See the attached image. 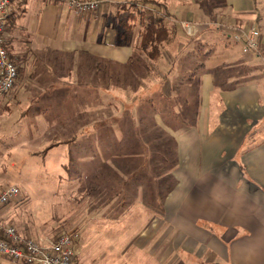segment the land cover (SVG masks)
<instances>
[{"label": "crops", "instance_id": "1", "mask_svg": "<svg viewBox=\"0 0 264 264\" xmlns=\"http://www.w3.org/2000/svg\"><path fill=\"white\" fill-rule=\"evenodd\" d=\"M99 1V10L89 15L74 14L60 0L12 1L6 47L20 74L15 88L0 97V113L23 99L48 100L37 113L45 118L38 126L39 132L45 129L42 141L48 148L53 143H86L82 134L87 129L80 117L90 115L94 135H89L84 148L97 147L101 132L99 140L105 147L110 142L119 149L112 160L92 162L94 177L103 173L110 183H120L123 203L130 207L127 213L158 215L149 226L134 227L139 233L134 242L121 234L116 237L124 239L126 249L132 245L147 251L146 259L153 258V264H264V0H169L176 33L182 22H193L200 24V34H216L199 49L200 61L184 58L188 46L183 44L178 49L181 56L163 54L158 76L152 79L156 91L147 99L141 97L150 90L145 84L139 86L141 92L138 88L121 92L126 105L141 103L132 111L122 110L121 118L126 113L128 120L98 128V113L112 119L113 110L98 112L99 88L88 83L94 92L83 97L81 78L87 74L96 80L97 64L105 70L128 66L139 42V27L129 12L133 0ZM178 5L184 7L183 20L173 16L172 8ZM220 24L258 29L259 54H243ZM178 59L185 62L184 69ZM191 62L194 67H189ZM66 67L75 74L71 81L62 73ZM111 76V71L105 74ZM99 92L111 97L104 105L115 100L111 88ZM91 94L95 103L80 106V101L91 100ZM32 95L36 98H28ZM144 103L148 108L143 109ZM86 108L93 112H83ZM23 113L26 121L27 112ZM49 133L57 135L50 141ZM107 187L105 212L115 207L110 199L114 187ZM126 249L120 253L124 264L146 262L138 254L130 258Z\"/></svg>", "mask_w": 264, "mask_h": 264}, {"label": "rangeland", "instance_id": "2", "mask_svg": "<svg viewBox=\"0 0 264 264\" xmlns=\"http://www.w3.org/2000/svg\"><path fill=\"white\" fill-rule=\"evenodd\" d=\"M157 1L160 3L169 2V0ZM104 5L107 6L109 3H104ZM172 9L175 11L173 16L176 19H185L183 6L178 5L176 9ZM129 12H131L130 9ZM184 23L194 24L198 26V28L200 27L198 23L182 22L180 33H176L175 38L162 48V58L159 62L163 60V54L166 52L172 53L174 56H181L178 49L180 50L182 44L184 48L188 46L184 54L182 53L184 58H187L188 61H200L199 49L205 46L207 38H212V35L216 33H198V38H192L187 36L183 28ZM210 25L211 29L214 30L216 28L215 23ZM219 26H223L228 31L231 27L236 29V25L230 26L228 24H220ZM237 28L244 27L238 26ZM199 29L201 30V28ZM181 36L186 38L184 39ZM220 38H224V36L222 37L220 35ZM216 42L218 41L214 43ZM177 61L180 60L178 59ZM180 62L182 64L179 65V68L184 69L185 62ZM191 65L194 67L195 63H189V67H191ZM186 67H188V64ZM71 70L70 68L69 71L66 67L62 72L65 78H70L66 80L71 81L74 79L73 77L75 74H73ZM110 71L112 72L111 78H105V74H108ZM82 73H84V71H82ZM96 74L98 77L94 81L89 75L87 76V74L86 78H81L83 79L82 84H80L82 96L85 97L84 95L86 92H94L93 89L88 90V83H91V87L99 89L111 88L114 94L113 96L115 97L111 105H104L108 103L111 97L104 92L100 93L99 89H97L96 97L98 98V95L100 96V98L97 99L100 103H96L97 111L113 110L114 114V117L110 119V117L104 118V115L99 117V114L102 113H98V128L108 127L110 124H118V122L123 119L128 120L129 117L126 113L124 117L121 118L122 110L126 109L132 111L134 108H137L136 104L141 103V101H138L133 105H126V101L122 100L119 96L121 92L127 90L128 93H132V91H137V88L139 89L141 84H145L150 90H146V92L143 91L144 94L142 93L143 96L141 97L147 99L145 96L155 92L157 88L152 84V79L158 76L157 63L150 61L146 56L139 55V53H136L131 59L130 64L124 68L113 66L112 70L108 68L105 70L102 64H97ZM177 75H180V71ZM79 76H83V74ZM106 81H111L112 83L108 82L106 84ZM147 81L148 84H146ZM29 97L32 99L36 98L35 95L28 96V98ZM90 97L91 100L85 103L80 101V106H89L90 103L93 105L95 103L93 94H91ZM36 99L37 100L31 101L25 99L20 100V105L17 106L13 105V103L10 105L9 115L7 110L0 113V191L6 190L12 186H16L20 190L19 197L0 211L2 224L14 227L22 238L33 239L40 244L53 242L63 233L75 235L78 250V255L76 257L78 262L75 261V264H124L120 258L121 251L127 247V245H123L124 239H127L129 242H134L139 234L137 232L138 230H135L134 227H142V225L149 226L152 217L157 214L151 211L140 214L127 213L126 209L130 207L128 208L127 205L123 203L120 194L122 189L120 183L116 181L110 183V181L106 180V176L103 173H98L97 176L94 177L92 174L94 163L92 162L94 160H112L118 156L119 149L115 147L114 143L110 142H108V145L105 147L101 140H99L101 132H98L97 135V137H99L97 139V147H93V150L92 147L89 148L88 146L84 148V144H89V135H94L93 129L90 130L89 128V124H93L92 121L90 123L89 114L81 115L80 117L81 124L85 126L84 129H87L85 133L82 134V136H87L86 143L80 142L75 144L71 142L59 145L53 143L54 146L50 148L44 146L42 138L47 134L43 132L45 129L39 132L40 127L38 125L45 118L38 116L37 113L40 111L38 107H43V105L47 104L49 101ZM105 99L108 101H105ZM6 104L7 102H5V105ZM146 104L143 109L148 108ZM56 105L57 108L60 107L57 101ZM67 105H71L73 108L72 101L67 102ZM25 111L27 112L26 121H24L25 118L22 117ZM85 111L93 112L90 108L83 109V112ZM21 114L23 115L21 116ZM23 122H25V124ZM56 135V133H49V140H53L51 138ZM49 140L47 139V141H45L46 145L51 144ZM96 149L98 154H96ZM130 152L131 149H129V153ZM100 168L101 166L98 167V169ZM164 176H166V174L162 175V177ZM131 182L129 184H131ZM144 184L145 188L149 187L148 182H144ZM106 185H113L115 192V194L110 197V199L114 201L115 207L109 212L102 210L109 201V198L105 196L109 192V187H107L108 190L104 189ZM156 187L157 189L159 188L158 182H156ZM164 188L165 187L161 188L162 195ZM126 200L128 201V199ZM146 202L147 200H145V203ZM155 206H151L150 208L159 211L158 207ZM94 211L100 212L97 214L94 213L92 216ZM122 215L123 218L121 217ZM138 217L139 219H137L138 221L136 222V218ZM125 232H127L126 236ZM149 233L150 231L148 234ZM120 234L124 235L123 241L116 240V237L119 238L121 236ZM127 250L130 254V258L133 257V254H138V259H143L142 256H144V262L146 260L144 264H153V258L146 259L147 254L145 253H147V251H145V253L141 250L138 251V249L132 245L126 249V252ZM154 263L156 262L154 261ZM0 264L21 263L0 256ZM129 264H136V262L130 261Z\"/></svg>", "mask_w": 264, "mask_h": 264}, {"label": "built area", "instance_id": "3", "mask_svg": "<svg viewBox=\"0 0 264 264\" xmlns=\"http://www.w3.org/2000/svg\"><path fill=\"white\" fill-rule=\"evenodd\" d=\"M13 0H0V97L10 93L18 80V69L6 47V21ZM65 2L76 15H89L97 12L99 0H60ZM187 36L196 38L198 26L183 24ZM230 38L240 45L245 55L259 54L260 31L251 28H230ZM19 188L12 186L0 191V211L15 201ZM78 255L76 238L63 233L53 242L40 244L33 239L22 238L12 226H5L0 219V256L21 264H75Z\"/></svg>", "mask_w": 264, "mask_h": 264}, {"label": "trees", "instance_id": "4", "mask_svg": "<svg viewBox=\"0 0 264 264\" xmlns=\"http://www.w3.org/2000/svg\"><path fill=\"white\" fill-rule=\"evenodd\" d=\"M129 9L130 18H133L139 27V55L159 64L162 48L176 35V24L171 22L168 3H160L157 0H133ZM19 74L18 69V76Z\"/></svg>", "mask_w": 264, "mask_h": 264}]
</instances>
